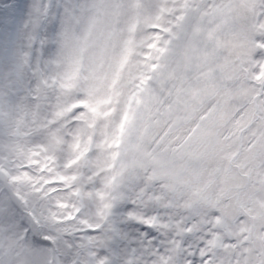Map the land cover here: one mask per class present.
Listing matches in <instances>:
<instances>
[{
  "label": "clouds",
  "instance_id": "9594fccd",
  "mask_svg": "<svg viewBox=\"0 0 264 264\" xmlns=\"http://www.w3.org/2000/svg\"><path fill=\"white\" fill-rule=\"evenodd\" d=\"M0 264H264V0H0Z\"/></svg>",
  "mask_w": 264,
  "mask_h": 264
}]
</instances>
